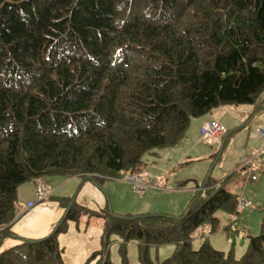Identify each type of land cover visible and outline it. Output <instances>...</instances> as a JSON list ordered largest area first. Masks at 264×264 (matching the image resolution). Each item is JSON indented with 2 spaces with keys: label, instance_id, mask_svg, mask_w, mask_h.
<instances>
[{
  "label": "trees",
  "instance_id": "obj_1",
  "mask_svg": "<svg viewBox=\"0 0 264 264\" xmlns=\"http://www.w3.org/2000/svg\"><path fill=\"white\" fill-rule=\"evenodd\" d=\"M263 89L264 0H0V245L18 240L0 250V264H63L60 227L43 239L10 232L22 184L140 176L145 153L180 143L216 108L251 106L247 123L264 108ZM209 122L223 128L206 137L221 146L238 130L209 120L201 127ZM234 176H206L178 215L92 211L66 197L60 204L64 222L103 221L101 248L84 264H115L110 236L119 264H128L131 241L139 264H264V222L246 233L238 257L206 240L192 247L203 224L217 231L218 210L245 208L225 188ZM162 245L173 252L154 262L149 250Z\"/></svg>",
  "mask_w": 264,
  "mask_h": 264
},
{
  "label": "rangeland",
  "instance_id": "obj_2",
  "mask_svg": "<svg viewBox=\"0 0 264 264\" xmlns=\"http://www.w3.org/2000/svg\"><path fill=\"white\" fill-rule=\"evenodd\" d=\"M260 99H264V89L258 101ZM252 109L246 105L219 107L207 115H213L214 119L219 117L220 120L225 117L227 126L238 128L223 146L220 141L209 140L202 135L186 140V134L185 138L173 147L154 149L145 153L141 159L143 164L141 177L144 180L149 177L151 183L141 193L126 180L129 174H121L116 179H105L100 184L90 180L84 182L77 176H52L44 179L52 196L42 201L36 199L30 201L27 208H23L18 215L24 213L25 209L23 217L31 216L39 209L53 213L55 216L49 225L50 233L43 235L41 239L53 234L60 227L61 231L56 232V237L62 249L63 264H84L94 251L101 248L102 228L98 226L100 219L93 215H81V220L64 222L66 208L60 204L61 198H71L75 204L92 211L108 208L114 214H139L140 210H149V214L178 215L183 212L193 191L201 185L206 176L221 181L231 172H235L232 173L235 174L234 178L225 183V188L236 194L237 198L242 197L247 202V207L234 215L218 210L217 231L210 233L208 224H203L201 228L203 237L194 239L192 247L196 248L206 240L213 248L225 253L234 248V256L238 257L244 251L246 233L256 234L260 224L264 222V171H261L264 166V152L260 151L257 134L254 133L256 127L264 123V108L256 111L244 124ZM225 122L221 121L224 124ZM226 129L227 127H224V130ZM250 148H253L250 156L257 153V164L248 163L247 159L250 156L246 158L242 152ZM189 151H196L199 155ZM205 151L207 153L203 154ZM231 165L234 169H231ZM251 172L253 174L249 180ZM28 188L34 190V184L27 182L19 187L16 199L18 206L20 192ZM27 195L28 191L26 194L23 192L24 197ZM171 208L175 211L170 210ZM42 211L38 215L42 214ZM5 241L0 245V250L16 244ZM109 241V260L119 264L118 239L110 236ZM211 241L216 243L213 244ZM149 252L154 262H160L172 254L173 246L162 245L151 248ZM125 254L128 264H139L136 242L126 244Z\"/></svg>",
  "mask_w": 264,
  "mask_h": 264
},
{
  "label": "crops",
  "instance_id": "obj_3",
  "mask_svg": "<svg viewBox=\"0 0 264 264\" xmlns=\"http://www.w3.org/2000/svg\"><path fill=\"white\" fill-rule=\"evenodd\" d=\"M214 116H216V115L214 114ZM222 119L223 120H220L219 117L218 118L216 117V119H214L213 115L212 116L210 115V116H205L203 118L193 120L191 125H190V128L187 132L186 140L189 138H192L193 136L194 137L199 136L200 127L203 124V122H205L207 120L218 121L221 125H223L224 127H227V129H230V130L234 128V126H227V124L225 122V117ZM221 121H224L225 124L221 123ZM262 125H264V123L256 127V129L254 131L255 134H257V129ZM230 138H232V136ZM257 138H258V136H257ZM194 139L196 140V138H194ZM257 140L260 143L259 138ZM247 150L248 151H242L243 153H245L246 158H248L250 156V154L253 152L252 151L253 148H250ZM189 152L196 154V155H199V153H197L196 151H189ZM205 153H207V151L203 152V154H205ZM231 167H232L231 169H234V167L232 165H231ZM261 171L262 172L264 171V166L262 167ZM232 173L233 172H231L230 175ZM139 177H141V175ZM141 178L143 179V177H141ZM144 181L147 185H149L151 183V179L149 177H147ZM26 191H28V195H27V197H24L23 192H25V194H26ZM34 191H35V194H33ZM20 196H21V199H20V204H19V210L21 211V210H23V208H27V205H28V203H30V201H33L34 199H36V184H34V190L29 189V188L26 190H23L20 192ZM48 196H52V195L49 193ZM24 203H26V204H24ZM170 210L175 211V210H173V208H171ZM25 211H26V209L24 210V213H25ZM41 211L42 210L39 209L34 214H32L31 216L26 215L23 217L24 213H21L20 215H18L16 221L13 223L12 227L10 228V232L13 235H16L17 237L24 238V239H40L41 237H43V235L50 233V232H48L50 229L49 225L52 223V219L55 215L53 213H51L50 211H47V210L42 211V214L38 215V213ZM148 211L149 210H140L139 213H149ZM79 220H81V218H79ZM102 224H103V221L100 219L98 226L102 228ZM199 234H203L202 231L197 232V235H199ZM16 241H18L16 238L8 237L5 242L6 243L8 242L9 244H11L12 242H16ZM211 243L215 244L216 242L211 241Z\"/></svg>",
  "mask_w": 264,
  "mask_h": 264
},
{
  "label": "built area",
  "instance_id": "obj_4",
  "mask_svg": "<svg viewBox=\"0 0 264 264\" xmlns=\"http://www.w3.org/2000/svg\"><path fill=\"white\" fill-rule=\"evenodd\" d=\"M223 131V128L216 122H209L207 124H204L201 127V134L204 137H209L211 139H216L221 132ZM257 136L260 140V151L264 152V125L260 126L257 129ZM256 155L254 154L248 161V163L254 165L257 164V159H256ZM129 183H131L133 185V188L141 193L143 190H145L149 185H147L145 183V181L139 177V176H135V177H127L126 179ZM49 195V186L45 181H39L36 184V201H42L44 199H46ZM247 203H245V201L243 199H240L238 201L237 204V208L240 209L243 206H246ZM2 229V227H0V230Z\"/></svg>",
  "mask_w": 264,
  "mask_h": 264
}]
</instances>
